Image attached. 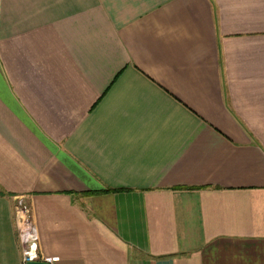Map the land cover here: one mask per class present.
<instances>
[{
  "label": "crops",
  "instance_id": "crops-1",
  "mask_svg": "<svg viewBox=\"0 0 264 264\" xmlns=\"http://www.w3.org/2000/svg\"><path fill=\"white\" fill-rule=\"evenodd\" d=\"M23 197L52 264H264V0H0V264Z\"/></svg>",
  "mask_w": 264,
  "mask_h": 264
},
{
  "label": "built area",
  "instance_id": "built-area-1",
  "mask_svg": "<svg viewBox=\"0 0 264 264\" xmlns=\"http://www.w3.org/2000/svg\"><path fill=\"white\" fill-rule=\"evenodd\" d=\"M13 215L17 238L21 245L22 264L39 261L35 251L38 233L32 220L30 207L23 197L16 198ZM55 260L56 258H44L41 261L52 264Z\"/></svg>",
  "mask_w": 264,
  "mask_h": 264
},
{
  "label": "water",
  "instance_id": "water-1",
  "mask_svg": "<svg viewBox=\"0 0 264 264\" xmlns=\"http://www.w3.org/2000/svg\"><path fill=\"white\" fill-rule=\"evenodd\" d=\"M26 264H49L43 261H33V262H27Z\"/></svg>",
  "mask_w": 264,
  "mask_h": 264
}]
</instances>
